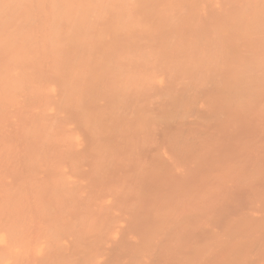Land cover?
Masks as SVG:
<instances>
[{
    "label": "bare ground",
    "instance_id": "bare-ground-1",
    "mask_svg": "<svg viewBox=\"0 0 264 264\" xmlns=\"http://www.w3.org/2000/svg\"><path fill=\"white\" fill-rule=\"evenodd\" d=\"M0 264H264V0H0Z\"/></svg>",
    "mask_w": 264,
    "mask_h": 264
},
{
    "label": "rangeland",
    "instance_id": "rangeland-1",
    "mask_svg": "<svg viewBox=\"0 0 264 264\" xmlns=\"http://www.w3.org/2000/svg\"><path fill=\"white\" fill-rule=\"evenodd\" d=\"M151 68H152V70L154 71V73H152V75H153V76H154L155 74H157V75H156V77H157V78H158V77H159V78H160V77H161V78H164V76H165V79L167 78V76H168V75H167V73H168V70H167V73H166V70H165L164 72H162V74L164 73V74L162 75L161 73H160V74H158V71H157V73H155V71H156L155 69H157V70H158V68H157V67H156V68H154V67H151ZM151 68H149V67H148V69H150L149 71H151V72H152ZM153 68H154V69H153ZM148 69H147V70H148ZM147 70H146V72H147ZM149 71H148V72H149ZM151 72H150V74H151ZM165 73H166V74H165ZM146 75H147V74H146ZM152 75H150V76L152 77ZM159 75H160V76H159ZM161 75H162L163 77H162ZM105 197H106V196H105ZM103 198H104V197H103ZM104 199H105V198H104ZM107 199H108V198L106 197V199L102 201V202H104V201H105V202H104V204L102 203V204H103V206H104V205H105V206L107 205V203H108V202H106V201H107ZM95 258H96V257H95ZM97 258H98V259L96 260V262H97V261H99V262H100V261H101V259H102V257H100V256H98ZM102 261H103V259H102ZM94 262H95V260H94Z\"/></svg>",
    "mask_w": 264,
    "mask_h": 264
}]
</instances>
